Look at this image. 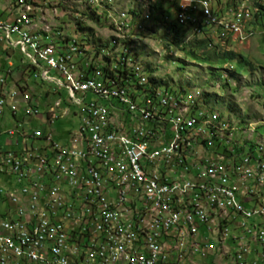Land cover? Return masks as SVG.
<instances>
[{
  "label": "built area",
  "instance_id": "2783aa9c",
  "mask_svg": "<svg viewBox=\"0 0 264 264\" xmlns=\"http://www.w3.org/2000/svg\"><path fill=\"white\" fill-rule=\"evenodd\" d=\"M0 1V264H264L257 150L186 141L168 149L179 122L171 93L188 102V132L215 135L212 120L220 119L194 110L191 92L147 100L131 58L123 60L132 77L120 78L76 33L74 44L92 62L75 54L54 57L59 44L39 41L28 28V20L47 14L58 35L69 31L54 2ZM148 1L175 25H205V40L264 36V0ZM229 21L241 22V30H227ZM94 27L147 39L124 18ZM107 70L116 79L102 85ZM31 78L40 82L32 85ZM129 80L145 86V94H132ZM158 99L165 107H157ZM67 105L77 107L79 123L59 142L53 110L69 112ZM140 108L158 114V121L143 120ZM34 121L42 127L27 128ZM209 221L221 222V229H208ZM182 242H189V254H182ZM164 243H174V250L163 251Z\"/></svg>",
  "mask_w": 264,
  "mask_h": 264
},
{
  "label": "rangeland",
  "instance_id": "374dc122",
  "mask_svg": "<svg viewBox=\"0 0 264 264\" xmlns=\"http://www.w3.org/2000/svg\"><path fill=\"white\" fill-rule=\"evenodd\" d=\"M45 1L54 2L55 13L64 11V23H68V25L72 23L73 31H63L65 34L62 33V37L71 39L73 37L71 33L77 35L79 33L87 34L95 41L107 40L112 32L111 27H103L100 32L95 29L94 23L105 25L107 18H114L115 22L120 18L127 19L128 14L131 13L128 11L135 5L130 0H100L110 7L103 5L100 1H98V6L94 4L95 6L92 7L88 6L86 0ZM162 13L165 15V10ZM75 14L80 15L75 16ZM164 15L156 17L158 23L163 21ZM44 17L47 19L46 21L40 23L38 17L34 23L37 25L40 23L42 28L46 29L45 24L52 25L49 24L48 15L45 14ZM231 23L233 25L239 23L238 26L241 28V22L231 21ZM151 24L147 23L154 32L155 23ZM37 29L39 28L37 27ZM175 29L174 32H168V30L163 32L162 28L160 30L158 28L153 34L148 33L147 39L138 45V51L148 75L156 77L154 81L159 83L157 85L170 87V91L172 87L177 86L185 88L183 93L191 92V98H196L199 102V109H204L209 114H217L221 117L219 121L225 122L222 125L228 128L227 133L233 135L234 138L232 137L231 141L234 146L239 145L238 137L243 139L245 136L252 135L254 143L259 141V135L264 138V122H262L264 120H262V112H264V36L257 33L251 35L247 41L240 42L236 39L205 40L191 34L192 40L184 41L182 37L185 28L175 27ZM201 39L205 41L204 44L203 42L199 43ZM43 41L50 43V36L46 38V41L44 38ZM52 43L57 44V42ZM227 51L232 52L234 57L241 61V64L239 65L234 60L222 59L223 53ZM15 52L13 60L21 57L16 49ZM36 80L40 82L39 78ZM37 81H33L31 78L30 84L33 85ZM60 97L64 100L67 99L66 93L62 90ZM55 99H57V95L51 94L49 100L53 102ZM67 106L69 107L68 114L56 119L51 126L54 140L59 142H64L63 132L77 128L79 123L78 116L73 114L77 107ZM238 119L250 122L239 125L241 120ZM258 121L261 122L256 125ZM254 122L256 123L253 129L250 123ZM41 127L34 121L27 128ZM255 129L256 132L251 133ZM170 140L171 136L167 139V145L172 142Z\"/></svg>",
  "mask_w": 264,
  "mask_h": 264
},
{
  "label": "bare ground",
  "instance_id": "6f19581e",
  "mask_svg": "<svg viewBox=\"0 0 264 264\" xmlns=\"http://www.w3.org/2000/svg\"><path fill=\"white\" fill-rule=\"evenodd\" d=\"M135 5L131 8L127 13L129 16L127 18L128 21H131L133 26L136 30L143 36L146 37L149 34H153L159 28H162L163 32L165 30H169V32H173L171 27H184L185 32L182 39L184 41L192 40L190 35H194L197 37H204L205 33V25L203 24H194L192 21H184L178 25H175L170 22L168 18L162 13L164 9L157 8L155 1H148V0H130ZM88 6H95L93 0H86ZM101 2V1H100ZM103 5L105 3L101 2ZM101 4V5H102ZM110 7V6H108ZM107 7V8H108ZM112 8V7H111ZM110 8V9H111ZM164 15L163 21H157L158 15ZM45 14H40L38 17L40 18V23L42 21H46L47 19L44 17ZM34 20H28V28H35L36 33L38 35V40H41V34H47L52 31H55L52 26L46 25V29H37ZM116 22H123V19H119ZM150 24L153 22L155 23L154 32L152 31ZM152 25V24H151ZM240 25L237 23L233 25L231 21L227 22V30H241L238 26ZM151 29V30H150ZM183 29V28H182ZM181 29V30H182ZM45 30V31H44ZM160 32V31H159ZM55 36L57 38L62 37V33L58 35L55 32ZM79 40L86 45L87 49L91 51V54L94 57L100 59V63L109 69H118V76L120 78H130L132 77V70L127 68V60H123L126 56L131 58V65H134L136 71L140 73L142 76V80H145L146 84V92H147V100H154V96L162 95L163 93L170 92L168 86L162 87L157 81L155 83L156 77L153 75H148L147 69L141 57V54L138 51V45L143 41L145 38H138L137 34L135 33H124L121 34L119 32H112V35L107 38L105 41H95L91 37L87 36V34H79L77 35ZM64 39V37H62ZM170 39V38H169ZM174 40V39H172ZM202 40V39H201ZM47 44H53L52 42ZM111 50H115L113 53ZM87 50H83L82 46H77L74 44V37L63 44L59 45V48H54V57H62L63 55H72L75 54L79 60H83L84 62H92V55ZM111 79H116V72L115 70H107V78H102V85H111ZM152 79V81H151ZM129 88L131 93L134 95H144L145 94V86H141L138 80H129ZM171 91H176L182 93V88L174 86L171 88ZM200 95V94H199ZM201 96V95H200ZM202 99H204L201 96ZM199 102L197 103L196 98H192V107L194 110L197 111H205L208 117H214L217 119V114H209L204 109H199L198 107ZM157 107H165V99H158L157 100ZM170 108L176 109L179 113V122H177V134L171 135L170 144L167 145L168 149H175V146L178 144L191 143V144H198V136L203 139H208L209 144L213 143H224L225 145L234 146L231 141L232 134L227 133L228 128L225 125H222L225 122H220L219 120H212V129H214L215 135H207L201 132H188L187 127V115H188V102L186 100H179L178 93H171L170 99ZM68 114L67 110H53V117L54 118H61ZM140 117L148 122H157L158 121V114L152 113L149 108H140ZM219 119V118H218ZM241 120V119H238ZM242 121V120H241ZM250 122V121H246ZM244 121V123H246ZM264 122V120L262 121ZM221 123V124H220ZM202 136V137H201ZM168 144V143H167ZM236 144V143H235ZM257 148V156L254 158V167H257L258 170L264 174V145L263 142L258 143L256 146ZM217 199H224V192H217ZM262 209H264V202H262ZM208 229L210 230H220L221 229V222L219 221H209L208 222ZM174 250V243H164L163 244V251H173ZM181 252L182 254H189V242H182L181 244Z\"/></svg>",
  "mask_w": 264,
  "mask_h": 264
},
{
  "label": "crops",
  "instance_id": "0c3cea01",
  "mask_svg": "<svg viewBox=\"0 0 264 264\" xmlns=\"http://www.w3.org/2000/svg\"><path fill=\"white\" fill-rule=\"evenodd\" d=\"M2 6V3H1V1H0V7ZM58 13H62L61 11L59 12L58 11ZM65 20V18H63V21ZM72 23H70L69 25H68V23H65V25L68 27V32H72L73 31V26L71 25ZM36 26L40 29V28H42V25L40 24V23H38V25L36 24ZM63 33V32H62ZM55 32L54 31H52V32H50V33H47V34H41L40 35V37H41V40H43L44 38H45V41H46V38L47 37H49L50 36V38H51V42H59V38H57L56 36H55ZM63 34H65V33H63ZM67 36V35H66ZM68 37H70L69 35H68ZM55 39V40H54ZM62 39L63 38H60V40L62 41ZM62 42H60V43H58V44H61ZM263 111H264V107H263ZM264 112H262V120L264 119ZM261 120V121H262ZM260 121V122H261ZM242 122V121H241ZM239 123V125H241V124H245V123ZM259 121H258V123H256V122H254V123H250L251 124V127L254 129V125H255V123H256V125H258L259 123H260ZM257 127H259V126H257ZM252 132H256V129H255V131H251V133ZM245 135V134H244ZM202 137V136H201ZM252 138H253V136L252 135H248L247 137L245 136V138H240V137H238L237 139L239 140V145L238 146H253V150H257V148H256V146L258 145V143H260V142H264V138L261 136V135H259V141L258 142H256V143H254L253 141H252ZM198 146H200V147H208L209 146V141H208V139H203V138H200L199 136H198Z\"/></svg>",
  "mask_w": 264,
  "mask_h": 264
},
{
  "label": "trees",
  "instance_id": "16d2710c",
  "mask_svg": "<svg viewBox=\"0 0 264 264\" xmlns=\"http://www.w3.org/2000/svg\"><path fill=\"white\" fill-rule=\"evenodd\" d=\"M172 28V30H173V32L176 30L175 29V26L174 27H171ZM168 32H169V30H168ZM183 38V37H182ZM69 40V38H64V39H62V41L61 40H59V42H57V44L58 43H60V42H62L61 44H59V45H63V44H65L67 41ZM173 42H175V41H173ZM203 42V44H204V40H201V41H199V43H202ZM191 53H193L192 51H190ZM222 59H224V60H234V61H236L239 65L241 64V61H239L238 59H236L235 57H234V54L232 53V52H230V51H227V52H225V53H223V57H222ZM151 81H152V79H151ZM183 92H185V88H182V93ZM197 100V99H196ZM197 103H198V101H197ZM205 115H207L206 113H205ZM218 116V115H217ZM220 119L221 117L220 116H218L217 117V119ZM242 122H244V120H242ZM251 148H253V146H250Z\"/></svg>",
  "mask_w": 264,
  "mask_h": 264
}]
</instances>
